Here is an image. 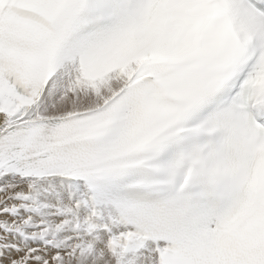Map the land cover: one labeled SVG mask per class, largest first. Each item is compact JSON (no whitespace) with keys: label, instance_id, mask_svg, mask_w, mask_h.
I'll return each mask as SVG.
<instances>
[{"label":"snow or ice","instance_id":"obj_1","mask_svg":"<svg viewBox=\"0 0 264 264\" xmlns=\"http://www.w3.org/2000/svg\"><path fill=\"white\" fill-rule=\"evenodd\" d=\"M0 264H264V0H0Z\"/></svg>","mask_w":264,"mask_h":264}]
</instances>
